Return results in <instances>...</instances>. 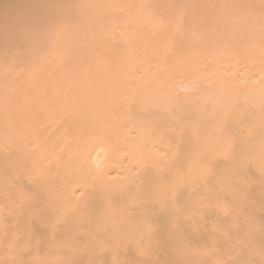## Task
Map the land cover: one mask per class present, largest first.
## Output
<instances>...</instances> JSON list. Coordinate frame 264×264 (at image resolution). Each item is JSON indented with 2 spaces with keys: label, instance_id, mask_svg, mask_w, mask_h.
Masks as SVG:
<instances>
[{
  "label": "bare ground",
  "instance_id": "6f19581e",
  "mask_svg": "<svg viewBox=\"0 0 264 264\" xmlns=\"http://www.w3.org/2000/svg\"><path fill=\"white\" fill-rule=\"evenodd\" d=\"M0 264H264V0H0Z\"/></svg>",
  "mask_w": 264,
  "mask_h": 264
}]
</instances>
